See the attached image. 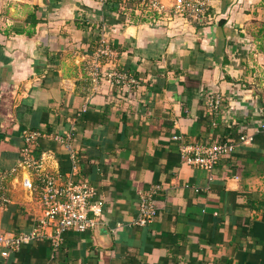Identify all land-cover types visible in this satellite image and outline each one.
<instances>
[{"label": "crops", "instance_id": "1", "mask_svg": "<svg viewBox=\"0 0 264 264\" xmlns=\"http://www.w3.org/2000/svg\"><path fill=\"white\" fill-rule=\"evenodd\" d=\"M209 3L207 24L173 27L98 0H0L11 198L0 231L28 232L41 216L24 185L38 170L87 181L103 200L93 229L65 232L56 249L49 238L0 246V264H264V101L249 70L264 56V0ZM101 37L108 54L97 56ZM24 130L41 134L37 167L24 162ZM243 132L252 141L210 171L182 158L184 145ZM154 184L155 216L136 225Z\"/></svg>", "mask_w": 264, "mask_h": 264}, {"label": "built area", "instance_id": "2", "mask_svg": "<svg viewBox=\"0 0 264 264\" xmlns=\"http://www.w3.org/2000/svg\"><path fill=\"white\" fill-rule=\"evenodd\" d=\"M107 0H98L104 4ZM126 1V0H122ZM139 6H146L147 10H154L166 17L173 27L192 20L204 21L209 18V0H174L167 6L162 0H136ZM139 8H136L138 11ZM104 39L101 37L100 46L96 52L97 56L108 54ZM218 103V100L215 101ZM264 131V122L259 126ZM41 134L39 132L24 130L23 137L25 145L21 152L29 166L37 167L31 157L33 146L38 142ZM252 135L241 133L236 139L215 141L212 144H190L180 148L182 158L200 168L210 171L219 160L230 156L235 147L242 143L251 142ZM36 182L25 180L26 188L36 193L38 202L42 208V214L37 218L33 228L28 232L14 233L0 231V246L9 251L19 250L21 247L31 244L33 241L49 238L54 249L63 240V234L69 230L86 231L93 229L102 216L103 200L95 198L96 190L87 181H77L47 171H36ZM5 174L0 173V209L11 202L3 184ZM157 184L151 185L141 195L138 201L137 216L134 220L136 225H146L151 222L156 213L154 195L158 192Z\"/></svg>", "mask_w": 264, "mask_h": 264}, {"label": "trees", "instance_id": "3", "mask_svg": "<svg viewBox=\"0 0 264 264\" xmlns=\"http://www.w3.org/2000/svg\"><path fill=\"white\" fill-rule=\"evenodd\" d=\"M105 7L108 8V10L111 11H125L129 9L132 13L135 15L136 8H139V14L141 15L140 18L143 19L145 22H153L155 23L162 15L158 14L154 10H147L146 6H139L138 2L136 0H107L104 3ZM137 16V15H135ZM138 17V16H137ZM206 20L204 21H199V20H192L191 23L195 24H207L205 23Z\"/></svg>", "mask_w": 264, "mask_h": 264}, {"label": "rangeland", "instance_id": "4", "mask_svg": "<svg viewBox=\"0 0 264 264\" xmlns=\"http://www.w3.org/2000/svg\"><path fill=\"white\" fill-rule=\"evenodd\" d=\"M168 1H170V0H164V2H165L164 4L168 5L169 4ZM170 24H172V23H170ZM252 66L253 67H249V70L253 69L254 73H255L254 75L251 74L252 79H253L252 84L256 87H259L261 90H263V91H260V90H257V91L260 93L259 96L261 95L263 97V101H264V56H262L258 62L255 61Z\"/></svg>", "mask_w": 264, "mask_h": 264}]
</instances>
